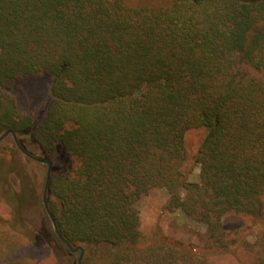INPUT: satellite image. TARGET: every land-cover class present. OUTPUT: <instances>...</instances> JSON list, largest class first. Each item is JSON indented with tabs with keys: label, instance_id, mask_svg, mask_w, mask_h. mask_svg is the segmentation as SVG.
<instances>
[{
	"label": "trees",
	"instance_id": "1",
	"mask_svg": "<svg viewBox=\"0 0 264 264\" xmlns=\"http://www.w3.org/2000/svg\"><path fill=\"white\" fill-rule=\"evenodd\" d=\"M44 75L45 97L26 109L10 90ZM6 130L52 162L48 205L83 264H221L233 213L257 230L241 249L264 264V0H0ZM156 188L205 227L202 243L145 235L137 201ZM27 194L18 204L0 187L13 212L0 243L24 237L35 251L39 235L17 221ZM48 230L63 264L68 246Z\"/></svg>",
	"mask_w": 264,
	"mask_h": 264
},
{
	"label": "rangeland",
	"instance_id": "2",
	"mask_svg": "<svg viewBox=\"0 0 264 264\" xmlns=\"http://www.w3.org/2000/svg\"><path fill=\"white\" fill-rule=\"evenodd\" d=\"M135 4L152 0H128ZM154 2L164 0H153ZM49 77L46 75L28 80L22 84L14 86L10 92L14 94L26 109H36L37 105L45 97ZM37 112V110H35ZM201 130L194 129L188 134V142L191 154H193L199 144ZM26 149L34 155L41 156L40 148L30 139L22 140ZM45 158V157H44ZM52 164V162H51ZM53 165V164H52ZM48 166L46 163L31 159L25 155L15 144L12 135L7 136L0 143V187L6 191H13L15 203L24 201L19 194L29 193L25 202L18 210L20 227L26 234L39 235V242L35 251L29 246V239L22 238L13 240L11 246L6 240L0 243V264H54L51 253V246L46 240L48 228H53V224L48 217L44 203L43 192L46 183ZM200 172L198 165L194 166V172L190 175L191 180H197ZM31 191V192H30ZM166 188H156L144 194L138 201L137 205L141 214V227L145 235L152 236L156 230L163 234L174 235L185 241L192 242L196 245L202 243L200 234H204L205 227L193 220L186 218L179 211L170 212L166 209L165 203L168 199ZM6 201L0 199V217L6 221L12 218V210L6 206ZM225 225L229 232L237 236V240L231 245V250L222 256L224 264L231 261L232 264H256L252 254H248L245 249H241L242 244L256 243L258 241L257 230L251 226L249 217L242 214H229L225 219ZM27 243V244H26ZM57 247L59 244L57 240ZM242 243V244H240ZM60 248V247H59ZM62 248V247H61ZM52 249V248H51ZM62 253V252H61ZM63 264H77L79 252L73 253L69 257L62 253L59 254ZM231 257V260L228 257ZM221 260V257H220ZM221 263V264H223Z\"/></svg>",
	"mask_w": 264,
	"mask_h": 264
},
{
	"label": "water",
	"instance_id": "3",
	"mask_svg": "<svg viewBox=\"0 0 264 264\" xmlns=\"http://www.w3.org/2000/svg\"><path fill=\"white\" fill-rule=\"evenodd\" d=\"M9 135H12L13 136V138L15 139V141L17 143L18 148L21 151H23L28 157H30L32 159H35L37 161H40L42 163H46L47 164L48 169H47V176H46L45 188H44V192H43V203H44L45 211H46L48 217L50 218V220H51V222L53 224V227H54V230H55L56 234L58 235V237L60 238V240L63 241L64 243H66V245L68 246L69 254L72 255L73 253L79 252V257H78V260H77V264H83V257L85 255V248L82 245L74 246L73 244H71L66 239V237L61 233V231H60V229L58 227L56 218L53 215V213L51 212V210L49 208V205H48L47 190H48V185H49V182H50V176H51V171H52L51 161L49 159H47V158L34 155V154L28 152L27 150H25L24 147L20 143V140H19V137H18L17 133L15 131H13V130H6V131H4L0 135V142L5 137H7Z\"/></svg>",
	"mask_w": 264,
	"mask_h": 264
},
{
	"label": "flooded vegetation",
	"instance_id": "4",
	"mask_svg": "<svg viewBox=\"0 0 264 264\" xmlns=\"http://www.w3.org/2000/svg\"><path fill=\"white\" fill-rule=\"evenodd\" d=\"M12 137H13V136H12ZM5 138H6V137H5ZM5 138H4V139H5ZM4 139H3V140H4ZM13 139H14V138H13ZM3 140H2V141H3ZM2 141H1V142H2ZM1 142H0V143H1ZM14 142H15V144H16V146H17V143H16L15 139H14ZM20 143H21V145L24 147V149L28 151V149H26L25 145L22 143L21 140H20ZM17 147H18V146H17ZM22 152H23V151H22ZM28 152H29V151H28ZM23 153H24V152H23ZM24 154H25V153H24ZM25 155H26V154H25ZM31 159H32V158H31ZM34 160H35V159H34ZM39 162H40V161H39ZM30 192H31V191H30ZM28 194H29V193H28Z\"/></svg>",
	"mask_w": 264,
	"mask_h": 264
}]
</instances>
